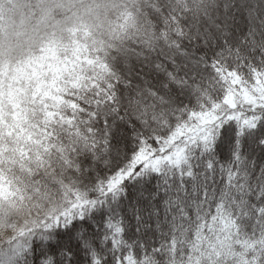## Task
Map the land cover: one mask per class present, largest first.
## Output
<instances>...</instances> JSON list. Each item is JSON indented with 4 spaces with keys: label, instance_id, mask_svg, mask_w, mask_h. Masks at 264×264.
<instances>
[{
    "label": "snow or ice",
    "instance_id": "snow-or-ice-1",
    "mask_svg": "<svg viewBox=\"0 0 264 264\" xmlns=\"http://www.w3.org/2000/svg\"><path fill=\"white\" fill-rule=\"evenodd\" d=\"M0 264H264V0H0Z\"/></svg>",
    "mask_w": 264,
    "mask_h": 264
}]
</instances>
